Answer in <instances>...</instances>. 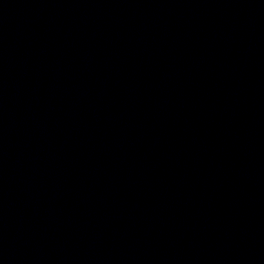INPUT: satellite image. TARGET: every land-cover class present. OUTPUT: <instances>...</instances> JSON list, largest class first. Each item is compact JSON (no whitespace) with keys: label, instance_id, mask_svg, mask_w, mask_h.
I'll list each match as a JSON object with an SVG mask.
<instances>
[{"label":"water","instance_id":"1","mask_svg":"<svg viewBox=\"0 0 264 264\" xmlns=\"http://www.w3.org/2000/svg\"><path fill=\"white\" fill-rule=\"evenodd\" d=\"M0 264H264V0H0Z\"/></svg>","mask_w":264,"mask_h":264}]
</instances>
